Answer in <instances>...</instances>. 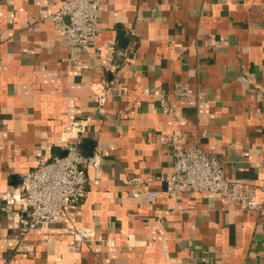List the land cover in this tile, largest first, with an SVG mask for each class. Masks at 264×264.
Listing matches in <instances>:
<instances>
[{
  "label": "crops",
  "instance_id": "1",
  "mask_svg": "<svg viewBox=\"0 0 264 264\" xmlns=\"http://www.w3.org/2000/svg\"><path fill=\"white\" fill-rule=\"evenodd\" d=\"M103 1L102 34L76 64L47 14L62 0H0V191L64 155L78 120L82 152L100 162L87 197L21 247L0 201V264H264V0ZM91 83L116 84L104 106ZM174 132L254 187L258 208L171 196ZM149 190L162 198L147 202ZM77 227L89 237L75 247Z\"/></svg>",
  "mask_w": 264,
  "mask_h": 264
},
{
  "label": "built area",
  "instance_id": "2",
  "mask_svg": "<svg viewBox=\"0 0 264 264\" xmlns=\"http://www.w3.org/2000/svg\"><path fill=\"white\" fill-rule=\"evenodd\" d=\"M57 0H50L54 5ZM103 0H62L57 11L48 10V17L53 21L64 42H69L75 51L70 60L79 64L80 54H89L95 40L101 36L99 25L100 8ZM135 35V30H130ZM77 53V54H76ZM129 61V58H126ZM98 85L102 89H98ZM116 84L105 88L104 83L89 84V88L98 98V105L104 106ZM124 90V88H122ZM145 94L149 89L144 90ZM188 97V92H182ZM158 106L165 114L173 116L175 122L180 121L174 108L170 107L166 96L160 95ZM88 121L78 120L73 128L65 134L64 155L48 160L38 158L36 167L29 172L21 173L18 186L0 191V201L10 221L13 222L19 246L31 231L60 223L69 206L80 204L88 195L87 168L99 169L97 158L87 156L81 146L88 130ZM174 158L173 174L166 179L167 192L174 197L204 193L218 195L231 205H244L248 210H256V189L243 182L229 180L225 174V162L215 154L205 152L198 144L182 146L179 134L170 135ZM141 178L133 176L127 184L140 185ZM162 198L161 192L149 190L147 202H155ZM18 206V209L16 208ZM89 237V231L77 227L75 230V247ZM31 248L28 247V250Z\"/></svg>",
  "mask_w": 264,
  "mask_h": 264
}]
</instances>
